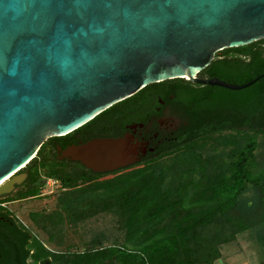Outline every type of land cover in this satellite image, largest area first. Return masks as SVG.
Masks as SVG:
<instances>
[{"label":"trees","instance_id":"16d2710c","mask_svg":"<svg viewBox=\"0 0 264 264\" xmlns=\"http://www.w3.org/2000/svg\"><path fill=\"white\" fill-rule=\"evenodd\" d=\"M199 77L234 85L255 83L241 91L183 79L154 84L43 145L20 172L28 179L15 200L39 197L48 180L60 183L64 193L51 214L31 213L30 221L51 244L62 246L65 227L112 213L125 228L126 242L77 253L60 263L37 237H25L33 244L26 255L34 249V264L50 259L59 264H214L222 246L258 227L263 228L256 232L264 245V152H259V137L264 135V40L219 52ZM163 86L171 91L182 87L179 99L190 107V124L177 144L146 163L112 173H94L61 159L59 148L119 137L117 126L136 119ZM251 192L257 200L247 199ZM3 212L11 213L0 207ZM17 259L25 264L23 254Z\"/></svg>","mask_w":264,"mask_h":264},{"label":"water","instance_id":"95a60500","mask_svg":"<svg viewBox=\"0 0 264 264\" xmlns=\"http://www.w3.org/2000/svg\"><path fill=\"white\" fill-rule=\"evenodd\" d=\"M264 40V0H0V197L54 137L148 86L199 75L227 49ZM132 136L60 149L94 173L139 162Z\"/></svg>","mask_w":264,"mask_h":264},{"label":"flooded vegetation","instance_id":"af4514ba","mask_svg":"<svg viewBox=\"0 0 264 264\" xmlns=\"http://www.w3.org/2000/svg\"><path fill=\"white\" fill-rule=\"evenodd\" d=\"M200 85V84H198ZM168 86L159 87L149 101L142 106L140 115L136 119L129 121L127 124L117 126L120 137L127 135L132 136L139 146V162L135 165L146 163L158 157L163 151L170 149L172 145L178 143L181 135L185 134L189 126L190 107L184 100L179 99L183 89L182 87H174L169 90ZM140 112V111H139ZM80 143H86L79 141ZM61 148H59L60 150ZM134 166V165H133ZM27 175L24 183L17 186L10 195L0 197V207L7 210V205L11 203L7 201L20 188L24 186L28 179ZM14 213H0V264H21L17 257L25 256V264H34L31 255L35 253L34 249L27 256L29 247L33 244L31 240L25 242V237L31 239L35 235L32 230L24 225ZM26 235V236H25ZM23 251V252H22ZM58 254V253H56ZM69 255L61 253L60 263L66 262ZM40 264H59L53 259L49 263Z\"/></svg>","mask_w":264,"mask_h":264},{"label":"rangeland","instance_id":"374dc122","mask_svg":"<svg viewBox=\"0 0 264 264\" xmlns=\"http://www.w3.org/2000/svg\"><path fill=\"white\" fill-rule=\"evenodd\" d=\"M259 141L263 143L259 152H264V135L259 137ZM19 192L17 191L16 194L14 193L12 197L7 199L11 202L7 205L9 208L7 210L14 213L20 219L19 221L28 226L35 237L50 251L55 254L58 253L56 254L57 259L61 253L63 256L66 254L71 257L77 253L94 251L100 247L123 246L126 242V231L120 223V218L112 213H107L81 222L77 227H65V240L63 241L65 244L62 246L53 245L48 241L47 235L30 221V215L36 212L51 214L57 208L58 197L64 193L61 184L54 180H48L37 198L15 200ZM246 197L257 200L254 192L249 193ZM261 228L258 227L242 233L234 242L222 246L221 258L214 264H261L264 260V245L258 240V231L256 232Z\"/></svg>","mask_w":264,"mask_h":264}]
</instances>
